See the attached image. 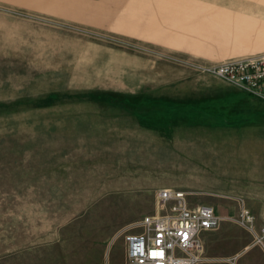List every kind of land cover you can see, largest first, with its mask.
Wrapping results in <instances>:
<instances>
[{
    "label": "rangeland",
    "instance_id": "obj_1",
    "mask_svg": "<svg viewBox=\"0 0 264 264\" xmlns=\"http://www.w3.org/2000/svg\"><path fill=\"white\" fill-rule=\"evenodd\" d=\"M261 52L264 0H0V264H127L161 188L227 215L197 264H264L256 95L206 70Z\"/></svg>",
    "mask_w": 264,
    "mask_h": 264
},
{
    "label": "built area",
    "instance_id": "obj_2",
    "mask_svg": "<svg viewBox=\"0 0 264 264\" xmlns=\"http://www.w3.org/2000/svg\"><path fill=\"white\" fill-rule=\"evenodd\" d=\"M206 70L264 98V52L229 59ZM157 196L160 211L143 216L141 231L125 237L127 264H197L204 253L202 234L217 228L221 218L212 205L192 206L180 189L161 188ZM241 218L251 230L253 217L243 211Z\"/></svg>",
    "mask_w": 264,
    "mask_h": 264
},
{
    "label": "crops",
    "instance_id": "obj_3",
    "mask_svg": "<svg viewBox=\"0 0 264 264\" xmlns=\"http://www.w3.org/2000/svg\"><path fill=\"white\" fill-rule=\"evenodd\" d=\"M240 100V104H242V108H244L245 112L248 114H251V117H249L246 120L247 125H250L254 129V136L256 141V148L254 152V159L256 166L254 168V173L256 174V180H258V186L261 190L262 199L259 202V215L260 218H264V98L249 95V94H237ZM230 115H235V112H231ZM204 121L211 122L212 120H177V123H187V122H193V123H201ZM248 171V170H247ZM214 211L217 207L216 205H213ZM227 208V207H225ZM227 216V215H226ZM226 216H219L220 218H224ZM212 231V230H211ZM204 232L202 234V238L204 240V246H205V238L206 234L208 233Z\"/></svg>",
    "mask_w": 264,
    "mask_h": 264
}]
</instances>
